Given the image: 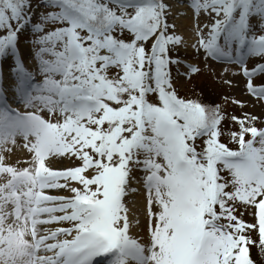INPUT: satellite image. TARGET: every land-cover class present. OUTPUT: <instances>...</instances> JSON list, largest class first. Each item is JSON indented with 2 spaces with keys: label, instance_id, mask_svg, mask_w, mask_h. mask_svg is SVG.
<instances>
[{
  "label": "snow or ice",
  "instance_id": "1",
  "mask_svg": "<svg viewBox=\"0 0 264 264\" xmlns=\"http://www.w3.org/2000/svg\"><path fill=\"white\" fill-rule=\"evenodd\" d=\"M185 2L193 51L238 65L264 105V83H253L264 77V0ZM42 6L30 71L19 44L31 0H0V62L12 60L8 82L0 63V264H258L253 248L264 264V120L231 116L226 143L222 106L179 96L171 69L182 62L171 53L186 41L167 0ZM246 58L259 62L250 69ZM184 67L189 78L201 71ZM18 139L23 167L5 160ZM56 160L72 166L54 169ZM135 195L146 241L130 234Z\"/></svg>",
  "mask_w": 264,
  "mask_h": 264
},
{
  "label": "rangeland",
  "instance_id": "2",
  "mask_svg": "<svg viewBox=\"0 0 264 264\" xmlns=\"http://www.w3.org/2000/svg\"><path fill=\"white\" fill-rule=\"evenodd\" d=\"M167 3H169L172 6L171 14L168 17V23L175 25V33L180 35L181 32H179L178 28V20L181 15H189L190 17L194 18L192 10L188 7L185 9L184 13L183 11L179 10V6L186 5L185 0H167ZM177 10V12H175ZM47 11H50V9H47L42 6V0H31V9L28 12V14L31 16V23L28 24V26L20 33V44H19V50L22 53L26 67L30 71H35V61L33 59L34 53L36 51L35 46L31 43V41L34 39L33 32H32V24L39 21L41 14L45 13ZM190 13V14H189ZM196 19L194 20V22ZM197 22V21H196ZM199 23L206 24L209 23V19L201 15L199 17ZM193 31V30H192ZM194 33V31H193ZM195 34V33H194ZM264 34L259 31H257V35ZM173 57H179L182 64L179 68L176 66H172V77L173 81L176 87V90L179 94V96L186 98V99H202L208 98V96L218 98L220 105L223 108V112L225 114L226 119L223 122V128L225 129V136L223 137L224 142H228V131L235 130L238 126L235 125L230 117L235 115L237 117L242 116L244 113H250L255 116H258L261 118V120H264V105L258 103L252 96L247 94L246 88H245V82L246 78L242 74H236L239 73V66L236 64H229V63H223L218 62L215 60H205L203 53L197 54L193 51V49H189L186 47V45L180 46L178 49H176L174 52L171 53ZM247 66L251 69L255 64H257L259 61L256 58H246ZM2 66L4 71H8V66L12 63V60L10 58L3 60ZM191 64L198 66L201 71L199 74L186 76L185 73V67L184 65ZM8 74V73H7ZM41 77L37 76L36 80L39 82ZM231 81V84L225 83L224 81ZM253 83L255 85H260L264 83V77L257 76L253 79ZM228 97L229 100H238L243 102L244 107H241L237 104L233 103H225L223 98ZM18 110L20 112L25 111H31V109H25L23 104H17ZM260 126V125H258ZM21 142L18 144V149L21 152L26 151L22 147ZM23 156H20V164L18 166L23 167V161L27 159L24 154ZM29 156V155H28ZM18 158L16 159L17 163ZM61 160H56L53 162H60ZM65 161L66 167L72 166L71 163L67 160ZM52 162V163H53ZM57 164H55L52 168L56 169ZM65 167V168H66ZM63 169V168H59ZM64 193V194H63ZM67 191H61V190H53L50 192L52 195H65L67 196ZM69 195V193H68ZM135 196L128 198V207L129 205H133V200ZM144 198L143 195L140 196L139 199ZM144 201V199H143ZM130 208V207H129ZM246 220L251 221V216L249 214H245L244 217ZM66 226V225H65ZM131 235L141 238L143 241L147 240V232L142 233L140 235L133 234L130 232ZM253 250V249H252ZM257 251V250H254ZM253 252V257L256 258L255 254ZM110 257L102 256V258L97 257L94 259L93 264H109Z\"/></svg>",
  "mask_w": 264,
  "mask_h": 264
},
{
  "label": "bare ground",
  "instance_id": "3",
  "mask_svg": "<svg viewBox=\"0 0 264 264\" xmlns=\"http://www.w3.org/2000/svg\"><path fill=\"white\" fill-rule=\"evenodd\" d=\"M179 10L185 11V9L188 8V6L186 5H183L182 7L179 6ZM177 12V10L175 11ZM190 14V13H189ZM194 18L190 17L188 14L187 15H181L179 17V20H178V28H179V32L180 35H182L186 41V47H188L189 49H191V45L195 42V34L193 33L194 31V28H193V25L194 23H196V21L194 22ZM193 30V31H192ZM5 73V77H6V82L7 81V78H8V71H4ZM14 108L18 109V107L16 106L17 104H13ZM22 140L18 139L17 141V144H19V142H21ZM23 143V141H22ZM22 154H24V156L26 158H28V153L27 151H24V152H21L19 149H18V146L13 150V152L11 154H8V153H5V160H6V163H9V164H14V162H16V159L18 158L17 161H19L20 159V156H23ZM55 164H57V167L56 169H59V168H65L66 167V163L65 161L63 162V160H61L59 163L58 162H53L50 164L51 167H53ZM64 194V193H63ZM68 195V193H65ZM140 196L142 195H135L134 197V200H133V205H129V210H130V219H133V222L135 219H139L140 221V225L139 227H133L131 229V232L133 234H137V235H140L142 233H145L147 232V222H146V217H145V212H144V201L143 199L144 198H140ZM102 258V256L100 257Z\"/></svg>",
  "mask_w": 264,
  "mask_h": 264
},
{
  "label": "trees",
  "instance_id": "4",
  "mask_svg": "<svg viewBox=\"0 0 264 264\" xmlns=\"http://www.w3.org/2000/svg\"><path fill=\"white\" fill-rule=\"evenodd\" d=\"M207 97H208V98H205L204 100H202V99H198V100L202 101V102L205 103V104H219V105H220L219 100H218L217 97L214 98V97H211V96H208V95H207ZM188 99H189V98H188ZM254 250H257V249H256V248H253V250H251L252 257H253V252H252V251H254ZM254 253H256V254H255L256 258H255V257H253V258H254V259H257L258 264H259V258L257 257V251H254Z\"/></svg>",
  "mask_w": 264,
  "mask_h": 264
}]
</instances>
